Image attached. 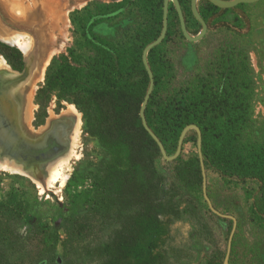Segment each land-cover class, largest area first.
<instances>
[{
	"label": "rangeland",
	"instance_id": "obj_1",
	"mask_svg": "<svg viewBox=\"0 0 264 264\" xmlns=\"http://www.w3.org/2000/svg\"><path fill=\"white\" fill-rule=\"evenodd\" d=\"M44 1L0 0V10L11 17L18 16L19 14L11 9L16 4L27 13H34L38 22L48 28L46 31L48 34L45 37L46 49L56 48L44 67L41 79L37 81L39 70H36L40 65L35 63L36 67L32 68L34 75L31 72L26 85L15 95L14 99L17 103H14V110L17 126L20 129L23 128L25 132L37 133L34 131V125H39L38 133H42L51 123L68 124L69 129L65 139L67 147L60 156L61 161H68L64 171L66 179L63 185L59 182L50 184L48 173L38 172L39 168L29 171L0 169V200L6 196L10 188H18L20 191H25L29 199L37 197L39 201H45L46 203L38 205V209L41 213H48L53 209L52 207L56 206L67 210L74 199L75 191L86 188L91 180L99 176L97 171L99 163L111 160L110 154L99 137L101 127L93 116L90 118L83 116L82 104L77 106L58 98L57 90L47 94L39 93V89L44 86L48 65L53 57L66 53L68 47L80 55H87L92 53L95 45H99V49H108V47L116 49L126 44L124 48L129 54L125 83L133 82L141 77L135 69L136 57L142 50L140 43L160 30L159 14L163 0H99L101 7L99 24L93 22L95 18L89 19L86 14L81 13L77 16L78 20L75 23L70 20L69 16L73 10L82 8L91 0H46L49 8ZM190 1L181 0V4L186 13L189 29L194 32L200 28L191 12ZM170 3L172 2L169 1ZM197 9L198 11L207 10L205 0H197ZM210 13L205 35L195 42L181 38L176 22L172 19L166 41L159 47L160 51H165L170 61L169 68H164L163 84L153 85L152 91L154 90L159 98H164L168 93H175V90L180 87L201 84L206 79H210L211 74L219 75V72L226 71L229 75L235 70L234 65L238 71L241 68L246 69L245 76L247 75L250 80L251 117L242 126L245 128L243 132H247L253 138L257 136L261 138L264 133V0L241 3L231 8L214 9ZM4 20L6 21L5 18ZM119 23L127 27L126 40L117 33ZM49 38H54V43H51ZM0 56L2 57L1 54ZM81 58V60H79L80 57L78 60L72 59L70 63L80 66L83 64V56ZM54 72L55 67L52 68L51 73L54 74ZM119 81L123 82L124 78L121 77ZM32 82L36 84L34 90H32ZM75 99L79 97L75 96L70 101L73 102ZM70 106L79 114L80 120V134L75 144L72 143L71 137L77 117L69 110ZM195 138L196 133L193 129L185 134L179 153L184 161L192 159L197 153ZM7 158L0 157V163L5 162ZM136 159L137 168L140 169L136 181L141 191L148 194L150 198H153L154 193L161 188L171 191L174 196L170 203L174 205L175 211H179L174 215H158L157 228L149 233L153 247L149 251L145 247L144 253H148L150 257L156 253L161 254L164 264H205L206 257L216 248L226 252L232 223L217 217L208 209L202 197L201 186H194L188 191L183 189L180 184H177L174 165L161 156H157L148 169L143 167L138 153H136ZM227 160L226 158L225 163L223 158L215 153L212 161H209L204 169L206 192L213 206L215 205L219 211L230 212L236 218L228 262L229 264H255L253 255L258 250L261 251L264 262V214H260L258 207L262 205L260 201L262 183L257 181L258 176L254 174L260 163L256 158L246 157L245 165L250 164L246 167L251 169L249 172L242 166L241 168L237 166L235 161H232V167H228ZM8 163L9 167H21L13 161ZM238 169H241V172H232L240 171ZM81 175L88 177V180L79 184ZM199 222L204 225V234L200 238L194 236L192 232L193 225ZM60 235L62 239L64 234L60 232ZM26 246L29 250L18 254L17 263L38 264L39 253L43 247L41 236L34 238ZM98 246L99 232L97 234L87 232L77 255H82L85 264H99ZM61 254L62 248L58 245L54 254L57 264H62ZM137 259V257L132 259L131 264H137Z\"/></svg>",
	"mask_w": 264,
	"mask_h": 264
},
{
	"label": "trees",
	"instance_id": "obj_2",
	"mask_svg": "<svg viewBox=\"0 0 264 264\" xmlns=\"http://www.w3.org/2000/svg\"><path fill=\"white\" fill-rule=\"evenodd\" d=\"M178 1L188 31L196 34L200 29L194 32L189 29L184 7L181 0ZM205 3L207 10L201 9L199 12L208 25L210 11L219 7L207 0ZM99 11V0H91L82 8L73 10L69 17L75 23L80 13L86 14L87 18H95L93 22L99 24ZM172 19L176 22L180 37L184 38L177 13L170 3L166 35L147 56L154 86L163 84L164 68H169L170 61L165 51H160L159 47L166 41ZM196 23L200 28L198 21ZM159 24L161 29L162 6ZM126 30L127 27L119 23L117 33L122 39H125ZM159 32L160 30L145 41L142 40L140 48L143 49ZM124 47L99 49V45H95L92 55H80L68 47L66 53L53 57L48 65L44 86L39 89V93L47 94L57 90L58 98L77 106L82 104L83 116H93L101 127L99 137L111 160L99 163V176L91 180L86 188L75 191L74 199L67 210L56 206L50 208L48 213H41L38 205L46 203L45 201H39L37 197L29 199L25 191L10 188L0 200V264H18V254L24 253L29 248L26 245L38 236H41L43 244L38 264H57L54 254L58 245L62 248V264H85L82 255L77 254L87 232H99V264H131V260L136 257L137 264L165 263L161 254L156 253L150 257L144 250L145 247L148 251L153 247L149 233L157 228L158 215H174L179 211H175L174 205L170 203L174 196L171 191L161 188L150 198L137 185L136 177L140 169L137 168L136 153L140 156L143 167L147 169L161 154L154 140L143 128L138 114L139 104L148 85V75L141 61L142 50L136 57L135 66L141 77L128 84L125 82L129 52ZM0 54L12 69L21 70L23 55L17 47L0 42ZM82 56L83 64L80 66L70 63L72 59L78 60L79 57L81 60ZM235 66V70L229 75L226 71L219 72V75L211 74V78L201 84L180 87L164 98H159L153 90L144 114L147 124L159 137L168 155L175 152L183 127L195 124L201 131L204 167L212 161L215 153L225 163L226 158L228 159V167H232V161H235L237 166L244 169L250 165H245L246 157L256 158L260 166L254 174L258 176L257 181L262 183V205L258 207L260 214H264V133L261 138H253L243 132L245 128L242 126L251 117L250 80L245 76L246 69L241 68L238 71ZM53 67L54 74L51 73ZM121 77L124 78L123 82L119 81ZM75 96L79 99L70 101ZM194 142L196 145V138ZM171 163L174 165L177 184L183 189L188 191L194 186H201L197 153L192 159L185 161L178 155ZM238 170L240 171L232 172H241V169ZM246 170L250 172L251 169ZM87 180L88 177L81 175L79 184ZM214 207L216 208L215 205ZM221 212L231 214L225 210ZM222 219L232 223L230 219ZM203 227L200 222L194 224V236L200 238L204 234ZM60 232L64 234L62 239ZM230 249L232 250V243ZM224 256L225 252L216 248L206 257L205 264H223ZM253 257L255 264H264L261 251L258 250Z\"/></svg>",
	"mask_w": 264,
	"mask_h": 264
},
{
	"label": "water",
	"instance_id": "obj_3",
	"mask_svg": "<svg viewBox=\"0 0 264 264\" xmlns=\"http://www.w3.org/2000/svg\"><path fill=\"white\" fill-rule=\"evenodd\" d=\"M169 1H171L174 6V9L178 16L181 33L187 41H190V42L198 41L205 35L208 29V25L206 21L200 15L197 9V0L190 1L191 12L193 16L195 17V19L200 24V30L194 35L191 34L186 27L185 18L181 10L179 1L178 0H163L162 2V25H161L160 32L156 38H154L152 41H150L144 46L141 52V61L148 75V85H147L144 97L142 99V102L140 104L138 114H139L143 128L156 143L162 158L167 161H172L179 155L181 151V145H182L183 139L187 131L190 129H193L195 131L196 151H197V156H198L200 170H201V178H202L201 188H202L203 199L205 200L208 209L213 214H215L216 216L220 218H226L232 221V227L229 233L226 252H225L224 259H223V264H229L228 257H229V252L231 248L232 235L236 227V218L231 214L223 213L219 211L218 209H216L207 195L204 161H203V155L201 152V131L199 127L195 124H188L184 126L179 134L175 152L172 155H168L159 137L153 132V130L147 124L145 115H144V109H145V106L147 104L148 98L151 94V91L154 85L153 73L148 63L147 56H148V52L153 47L159 45L166 35L167 27H168L167 13H168ZM207 1H209L210 3H212L213 5L219 8L225 9V8L234 7L241 3H253L257 0H207ZM5 14L6 13H3L0 10V23L2 24V27L7 28L9 31L22 32V33H25L26 35H29L32 38L33 49L28 54L23 53V64L24 65L21 71H15L12 68H10V70L8 71H3L7 75L0 72V157H3V156L8 157V159L13 160L16 164L20 165L23 170H26L27 169L26 167L28 166L29 167L31 166L35 167V165L40 166L42 162H44L45 160H48V158H51V156L54 153L53 152V153L45 154L42 152V148H43L42 144L45 141L35 142V141L21 138L17 134L18 126H17V122L15 119L16 116H15V110H14V102H15L14 98H15V95L19 91H21L22 87L25 86L26 80L30 76L32 72V68L35 66L34 65L35 64V54L39 46L37 45L38 38H39V28L37 27V25L34 24V27H35L34 28L35 30H34L28 26L21 24L20 20L17 19L16 17L13 16L14 17L13 19V17H11L9 14H6V15ZM4 18L6 19V21L4 20ZM59 125L60 124L55 123L56 127ZM64 148H66L65 145H64ZM26 171H29V170H26Z\"/></svg>",
	"mask_w": 264,
	"mask_h": 264
},
{
	"label": "bare ground",
	"instance_id": "obj_4",
	"mask_svg": "<svg viewBox=\"0 0 264 264\" xmlns=\"http://www.w3.org/2000/svg\"><path fill=\"white\" fill-rule=\"evenodd\" d=\"M46 5H47L46 7L49 8V3H46ZM11 9L13 10V12H16L17 14H19L18 16H15V17L20 20L21 24H23L25 26H28V27H30L32 29L35 28L34 27V24H35L39 28V38H38V43H37V45H39V46H38L37 52L35 54V58H36L35 59V63L37 62L38 65H40V66L37 67L38 69L36 70V71L39 70L38 78H36V81H37L38 79H41L44 67L47 64L49 58L51 57L53 51L56 48L51 47L50 49L48 48L49 50L46 49L47 48L46 47L47 43H46L45 37L48 34L46 32L48 28L43 26V24L38 22V20L35 17L34 13H27L26 10L22 9L21 7H19V5L17 6L16 4H15V7L11 8ZM12 10H11V12H12ZM34 12H35V10H34ZM49 39H50L51 43H54V38H52V39L49 38ZM0 40L4 41V42H6V43H8L10 45H13V46L17 47L24 54H28L33 49L32 38L29 35H26L25 33H22V32L9 31L7 28L2 27L1 23H0ZM35 67H36V64H35ZM8 70H10L9 64H7L5 59L0 56V72H2L3 74L7 75L3 71H8ZM33 75H34V73H33ZM35 87H36L35 82H32V90H34ZM25 92H26V90H25ZM18 100H20V99L18 98ZM69 110L72 113H74L76 115V117H77V123H76V126L72 130V137H71L72 138V143L75 144L78 141L79 134H80V131H79V126H80L79 125L80 124L79 123V121H80L79 120V114H77L75 112V110H74V108L72 106H70ZM26 115L27 114H25V116ZM74 156H76V154H74ZM9 161H13V160L7 158L5 162L0 163V169H10L11 168L10 169L11 171H22V167H19V166L18 167H9V163H8ZM41 166H40V170L38 172L41 171L42 173L43 172L44 173H48V175L50 176V181H49L50 184L59 182L60 185H63V183L65 182V179H66V174L64 173V171H65V168L68 166V161L67 160L61 161L60 158L57 157V158H53V159L47 160L46 162L42 163Z\"/></svg>",
	"mask_w": 264,
	"mask_h": 264
},
{
	"label": "flooded vegetation",
	"instance_id": "obj_5",
	"mask_svg": "<svg viewBox=\"0 0 264 264\" xmlns=\"http://www.w3.org/2000/svg\"><path fill=\"white\" fill-rule=\"evenodd\" d=\"M24 65V64H23ZM23 65H22V68H23ZM10 66V65H9ZM10 68H12L10 66ZM21 68V70H22ZM14 70V69H13ZM21 70H15V71H21ZM16 102V101H15ZM14 102V103H15ZM34 131L37 132V133H29V132H25L22 129L20 128H17V134L21 137V138H24V139H27V140H31V141H45L43 142L42 146V152L45 153V154H48V153H53V155L51 156V158H48V160L50 159H53V158H60V156L63 154L64 150L66 148H64V145L67 147V142H65L66 140V136L68 134V129H69V126L67 123H60L59 126H55V124L51 123V125L47 128L44 129V131L42 133H38L39 131L37 130V128H39V125H34ZM61 148V149H60ZM57 150V151H55ZM47 160H45L44 162H46ZM42 162V163H44ZM38 166V167H37ZM35 167H26L27 169L26 170H34V169H37L39 168L40 169V166L37 165ZM42 167V166H41Z\"/></svg>",
	"mask_w": 264,
	"mask_h": 264
}]
</instances>
